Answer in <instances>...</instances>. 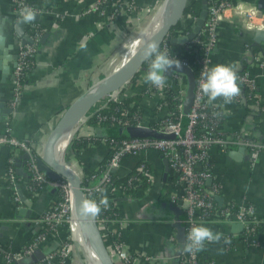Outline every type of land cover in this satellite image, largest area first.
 Instances as JSON below:
<instances>
[{
	"label": "built area",
	"instance_id": "2783aa9c",
	"mask_svg": "<svg viewBox=\"0 0 264 264\" xmlns=\"http://www.w3.org/2000/svg\"><path fill=\"white\" fill-rule=\"evenodd\" d=\"M165 0H156L154 3L140 4L138 0H94L92 8L103 9L110 4L111 9L105 15L108 23L116 18L135 14L138 17L143 13L151 14L159 4ZM207 14L200 32L191 40L176 43L175 39L189 32L195 23L196 15L189 13L181 18V27L169 32L160 44L163 51L168 49L171 58L177 59L181 64L189 66L195 75V89L191 105L187 111L183 108L186 95L187 79L184 72L170 70L167 75V83L163 89H157L150 83L143 80L148 68V61L139 67L133 77L120 89L110 94L103 106H107L110 100H119L122 97L142 91L140 102L132 100V110L124 109L123 116L110 114L108 117L112 122L121 125H131L148 128L152 134L113 137L101 135L100 142L106 145L109 151L108 157L97 167L84 173L76 170L81 178V186L84 195L88 199L96 200L101 198V190L106 192L109 200L107 212L102 210L96 216L97 223L105 237L111 257L116 264H140L141 254L130 249L125 240L124 232L129 220L118 208V197L131 194V190L144 183L148 184L145 190L147 193L155 183L157 174L152 161L142 155L146 151H156L165 157L168 163V170L164 179V191L168 193L169 200L182 209L184 225V240L181 241L178 261L182 264H214L213 259L204 260L197 253L188 254L183 251L188 230L193 222L200 224L214 218L226 222L240 223V237L250 244L257 243L255 226L262 219L256 212L255 206L248 200L230 199L218 203L217 195H221V183L214 176L211 149L216 148L220 153L227 154L232 147H244L250 165L256 163L260 153L264 151V136L256 134L257 125L264 122V96L258 91L257 77L264 73V53L252 44L246 46L252 51L251 56L260 68V72L253 73L249 68H236L238 76L237 83L240 87V94L234 98V102L244 104V113L249 115L253 122L247 130L240 128L227 130L224 126L225 117L229 109L217 102L208 103L207 97L200 91L201 72L214 66L212 53L218 45V27L220 22H237L241 27L249 30L264 29V12L258 7L255 1L248 0H206ZM13 7L14 22L20 18V13L25 6L33 8L37 13L42 12L41 7L36 6L28 0H10ZM91 7L87 8L89 11ZM146 13V14H147ZM190 28L186 29V25ZM138 25V24H136ZM26 34L31 38L30 43L18 42L14 46L17 54L12 67V88L11 96L8 99L9 105L13 108L18 96L23 90V78L25 72L33 65V54L36 50V43L43 32L34 21L28 24ZM180 44L181 48L175 45ZM195 46L199 53L188 57L186 50ZM171 90V96L175 105L169 107L165 97ZM247 97L253 98L248 101ZM102 106V107H103ZM219 114V115H214ZM107 118L105 115L101 116ZM149 119L155 121L149 123ZM158 134H170L172 136H161ZM12 146L13 152L6 161L4 173L1 175L6 182L16 183L21 181L14 166V157L17 152H26L25 170L30 174V182H26V188L31 193H36L35 186L53 184L62 189L63 197L54 201L40 215L36 216L35 223L44 227L49 225L51 231L47 233L38 232L32 240L17 251L2 249L5 263L19 261L25 256H31L36 249H41L46 236L54 232L62 224L69 228V234L57 241L43 255L28 263L31 264H76V238L72 229L73 219H77L72 204V196L68 181L63 177L50 178L36 165L38 151L33 147L30 138H17L9 134L8 130L0 136V145ZM131 165L125 172H121L124 162ZM67 163V162H66ZM125 179L116 182V178ZM14 200L20 201L15 190ZM171 240L179 238L177 227L169 233ZM230 240L231 236H227ZM234 244V242H233ZM230 245V246H233ZM229 246V244H227ZM76 247V248H75ZM79 249V248H77ZM80 251V250H79ZM27 263V264H28Z\"/></svg>",
	"mask_w": 264,
	"mask_h": 264
},
{
	"label": "crops",
	"instance_id": "0c3cea01",
	"mask_svg": "<svg viewBox=\"0 0 264 264\" xmlns=\"http://www.w3.org/2000/svg\"><path fill=\"white\" fill-rule=\"evenodd\" d=\"M28 1L43 9L38 13L39 18L34 21L42 26L43 32L36 43L33 65L26 76L23 90L12 111L0 120V136L8 130L9 134L17 138L28 137L40 155L43 143L63 109L113 70L114 64L123 57L124 44L144 28L149 13H143L139 17L129 14L108 23L105 14L111 9L110 4L103 9H94L91 6L94 0ZM250 1L256 2V0ZM89 7L91 9L86 11ZM0 15L6 17L5 29L9 41L13 35L8 32V28L14 24L10 0H0ZM28 24L26 23V29ZM253 34V30L241 27L237 22H220L219 42L212 53V63L234 64L236 68H249L253 73L260 72L259 66L251 56L252 51L246 45L252 44L264 53V41L254 44ZM81 45H84L86 50H82ZM11 52L15 50L12 49ZM12 67L11 65L5 81H0V91L8 99L11 96ZM257 82L258 91L264 96V73L257 77ZM213 102L229 109L224 120L227 130L240 127L242 130H247L253 122L251 117L244 113L243 103L233 101L225 105L222 99ZM7 104L9 105L8 102ZM89 114L90 111L69 129L71 135L63 151V157L84 173L94 170L107 153L106 145L100 142L89 144L76 155L73 152L67 157L65 155L73 136L108 134V127L88 123ZM258 125L255 133L264 136V130ZM13 149L5 143L0 145V224L7 226L1 229L0 250L4 249L9 241L7 249L17 251L40 228L34 219L55 200L57 186L45 184L39 194L28 192L27 189L24 193L30 200V216L15 217L16 209L25 205V202L21 200L17 204L11 195L9 185L1 176ZM237 149L239 147L234 146L229 150ZM211 151L213 172L221 183L220 192L223 201L230 199L251 201L257 214L264 217V151L260 153L254 165L249 164L245 150L238 159L229 155V152L222 154L216 148H212ZM23 153L17 152L14 163L17 158H22ZM142 155L152 161L157 177L147 193L118 197V208L129 220L124 232V240L130 249L140 252V264H179L178 253L182 238L177 240L169 238L170 231L176 229L175 224L179 219L167 206L171 201L161 181L164 169L163 157L153 150L146 151ZM25 163V159L22 158L21 166L26 172ZM124 163L121 172H125L131 165V161ZM18 175L21 181L14 184H19L24 191L22 185L26 186V181L23 177L27 172L26 175L19 173ZM164 193L166 196L163 195ZM204 225L214 232L222 233L225 237L231 236L234 242L233 246H227L223 240L220 243H206L205 251L213 259L214 264H264V229L258 232L257 243L250 244L241 239L240 227L233 226V222L214 218L206 221ZM64 237L65 230L61 225L46 236L39 250L45 253ZM39 254H36V258L41 257ZM32 260V256H25L15 261V264H27ZM0 264H6L1 252Z\"/></svg>",
	"mask_w": 264,
	"mask_h": 264
},
{
	"label": "water",
	"instance_id": "95a60500",
	"mask_svg": "<svg viewBox=\"0 0 264 264\" xmlns=\"http://www.w3.org/2000/svg\"><path fill=\"white\" fill-rule=\"evenodd\" d=\"M188 0H165V14L164 18L158 27V29L149 36L144 41H151L152 39L159 43V46L165 36L170 32L171 28L180 22L183 13L185 11ZM258 7L264 12V0H256ZM207 14V1L202 0L200 4V9L198 11L195 23L185 35L179 36L175 39L176 43H181L193 39L201 30L204 20ZM39 18V14L35 16V20ZM20 18L17 19L13 26L8 28V32L13 35L11 40H7L6 36V17L0 15V35L3 39H0V81L4 82L8 72L10 71V66L14 65L15 59L17 57L16 52H11L18 42L30 43L31 38L26 34V23L19 22ZM6 31V32H5ZM46 34L43 35L45 37ZM43 39V38H42ZM7 41V42H6ZM260 41H264V29H255L253 34V43L259 44ZM11 61V62H10ZM145 60L142 59L138 47L136 50L119 66L107 73L103 78L96 82L91 88L85 90L80 94L75 100L68 104L58 119L50 129L44 143L42 146L41 154L36 157V165L40 171H43L50 178L63 177L68 181L71 190L72 204L76 213L78 224L85 234L86 238L90 242L92 249L94 250L96 256L98 257L100 264H116L110 255L108 247L104 241L103 235L97 223L96 217L92 216H82L79 212V206L82 199L86 198L84 195L81 178L74 168H71L62 157V160H58L54 156V147L65 130H69L72 126L78 122L82 117H84L101 98H103L108 93L120 89L123 87L137 72L139 67L144 63ZM12 63V64H11ZM170 70H179L184 72L187 79V89L186 95L183 102V108L187 111L191 105L194 89H195V75L193 70L185 65L181 64V68L176 69L174 66ZM167 71V72H168ZM12 78V74H11ZM8 98L3 96V92L0 91V120L12 111V107L7 104ZM132 130L135 134L146 135L152 134V131L148 128L133 126ZM161 136H172L170 134H158ZM229 155L234 158H240L241 152H244V147H239L237 150H229ZM64 153V152H63ZM26 159L28 153L24 152L21 156ZM17 158L15 161L16 172L22 175H26V172L21 166V159ZM164 169L162 173V179H165L168 163L167 159L163 157ZM17 193L19 195L20 201L25 202L16 209L15 217L21 218L22 216L29 217L31 213L30 200L26 197V194L22 190L19 184H16ZM218 203H222L223 197L221 195L216 196ZM167 206L171 208L172 211L178 216L179 222L175 224L178 231L179 238L184 235V225L181 222L183 218V211L181 208L176 206L174 203L169 202ZM235 227H241L240 223H233ZM6 225L0 224V236L2 235L1 229L6 228ZM41 250L36 249L34 254H32V259H36V254L38 255ZM43 255V252L41 254ZM40 257V256H38ZM37 257V258H38Z\"/></svg>",
	"mask_w": 264,
	"mask_h": 264
},
{
	"label": "clouds",
	"instance_id": "9594fccd",
	"mask_svg": "<svg viewBox=\"0 0 264 264\" xmlns=\"http://www.w3.org/2000/svg\"><path fill=\"white\" fill-rule=\"evenodd\" d=\"M37 12L28 6H25L20 13V21L31 23L34 21ZM0 39L3 36L0 35ZM137 47L143 60H147L148 68L143 77L145 83H150L157 89H163L167 83L165 73L173 66L176 69L181 68L179 60L171 58L168 49L163 51L159 43L155 40L144 41L138 40ZM82 50H86L81 45ZM238 76L234 64H216L201 72L200 91L207 101L211 104L217 99H222L225 105L233 102L234 98L240 94V87L237 83ZM219 115V114H214ZM109 200L104 190H101V198L96 200L84 198L80 202L79 212L82 216H98L102 210L107 209ZM223 243L229 244L231 241L220 232H214L210 227L203 223L193 222L188 230L186 240L183 245V251L188 254H194L205 250L206 243Z\"/></svg>",
	"mask_w": 264,
	"mask_h": 264
},
{
	"label": "trees",
	"instance_id": "16d2710c",
	"mask_svg": "<svg viewBox=\"0 0 264 264\" xmlns=\"http://www.w3.org/2000/svg\"><path fill=\"white\" fill-rule=\"evenodd\" d=\"M156 0H138L139 3H142V4H146V3H154ZM201 1L202 0H188V3L186 5V8H185V11L183 13V17H186L187 14L189 13L191 16L193 15H196L200 9V4H201ZM181 21L178 22V24H176L175 26H173L170 30V32L173 33L174 30H176L177 28L181 27ZM39 25V24H38ZM40 28H42L41 25H39ZM190 28V24H187L186 25V29H189ZM43 29V28H42ZM176 48H181L182 46H180V44H176L175 45ZM199 53V49L195 46H191L189 47V50H186V54L188 55V57H191L192 54H195V58L197 57ZM31 69V66L30 68H28L25 72V75H24V78H23V82H25L26 80V76L28 74V72L30 71ZM142 98V91H139L137 93H134V94H131L129 96H126V97H122L121 99L119 100H110L108 105L107 106H101L99 107L98 109H93V107H91L90 109V114L87 118V121L90 125H101V126H105V127H108V134H105L107 136H113V137H122V136H133V135H136L135 132L132 130V126L129 125H121V124H118L116 122H112V119H110L108 116L110 114H115V115H119V116H123V110L124 109H129V110H132L134 108V106L130 105V102L132 100H135L136 102H140ZM166 100V103L169 107H171L172 105H175V100L172 98L171 96V90H168L167 94H166V97L165 99ZM247 100L250 102V101H253V98L251 97H247ZM102 115H105L107 118H103L102 119ZM149 123L150 124H154L155 121L153 119H149ZM259 128L263 129L264 130V123L262 121L259 122V125H258ZM126 130V131H125ZM91 143H94V144H98L100 143V137L99 136H94V135H78V136H73L70 140V143L68 145V148H66V151H65V155L67 157V155H69L71 152H73L75 155L80 152L82 149H85L88 147L89 144ZM109 155V151L107 150V153L105 154L104 158H103V161L108 157ZM102 161V162H103ZM22 177V176H21ZM23 179H25L26 182H30V174L27 173V175L25 177H23ZM125 179V177H119V178H116V182L118 181H121ZM162 183H164V179L161 180ZM8 185H9V189H10V192H12V196L14 195V192L16 190V188L14 187L15 184L13 183H10L9 181L6 182ZM147 185L146 183L140 185V186H137L135 189L131 190V194L135 195V196H138V195H142L145 193V190L147 188ZM43 186L44 185H39V186H35V191L37 194H39L42 189H43ZM23 189H24V192L27 191V188L26 186L22 185ZM56 198L54 201L62 198L63 196V192H62V189L60 187H56ZM29 192V191H28ZM164 196H166V193L163 194ZM53 202H51L50 204H52ZM20 201H17V204H19ZM50 206V205H49ZM48 206V207H49ZM110 211H114V209H107V212H110ZM40 215V214H39ZM62 227L64 228L65 230V235L69 234V228L66 224H62ZM264 229V217H262V219L260 221H258L256 223V226H255V234H258V232L260 230ZM42 232V233H47L49 231H51V227L49 225H45L44 227H41L38 229V232ZM37 233V232H36ZM35 235H33L34 237ZM32 237V238H33ZM31 239H29L26 243L30 242ZM184 235L182 237V240H184ZM245 243H248L246 242L244 239H242ZM104 241H105V237H104ZM231 243H229V246L232 245L233 243V240L230 239ZM25 243V244H26ZM9 241L6 243V247L4 248L5 250L9 247ZM198 255H200V257H202L204 260H210V256L207 255L206 251H201V252H197ZM6 264H15V262H9V263H6ZM28 264H31V263H28ZM179 264H182L181 262H179Z\"/></svg>",
	"mask_w": 264,
	"mask_h": 264
},
{
	"label": "bare ground",
	"instance_id": "6f19581e",
	"mask_svg": "<svg viewBox=\"0 0 264 264\" xmlns=\"http://www.w3.org/2000/svg\"><path fill=\"white\" fill-rule=\"evenodd\" d=\"M165 8H166L165 7V1L163 3L161 2L156 9V11L158 12L157 17L154 18L153 13H152L151 16L147 20L146 26H144V28L141 31L134 34L131 37L129 42L124 44L125 49L123 50V57L114 64L113 69L116 68L117 66H119L123 61H125L136 50L138 40H146L149 36H151L158 29V27L160 26V24L164 18ZM160 13L162 16H160ZM103 98H104V101L101 98L94 105L92 110H94L96 108L98 109L99 107L103 106L109 97L104 96ZM70 135H71V131L68 129L65 130L55 144L54 156L56 158H58V160H62L63 151H64L65 145L67 144V141H68ZM69 166L71 168H73L70 164H69ZM72 229L74 231V237L76 238L77 247L84 248L86 251H87V248H89L91 250V251L87 252V255H88L87 258H89V264H100L98 257L96 256L94 250L92 249V246H91L90 242L88 241V239L86 238L85 234L82 232L76 218L73 219V221H72Z\"/></svg>",
	"mask_w": 264,
	"mask_h": 264
},
{
	"label": "rangeland",
	"instance_id": "374dc122",
	"mask_svg": "<svg viewBox=\"0 0 264 264\" xmlns=\"http://www.w3.org/2000/svg\"><path fill=\"white\" fill-rule=\"evenodd\" d=\"M160 16H162L161 13H160ZM153 17L154 18L157 17V11L156 10L153 12ZM109 96H110V94L105 95V97H109ZM102 99L104 101V98H102ZM63 160L68 163L67 158L63 157ZM76 247H77V245H76ZM77 248H79V249H77ZM77 248H76V254H75L76 261H77L76 264H89V258H87L88 257L87 252L91 251V250L89 248H87V251L84 248H81V247H77Z\"/></svg>",
	"mask_w": 264,
	"mask_h": 264
}]
</instances>
